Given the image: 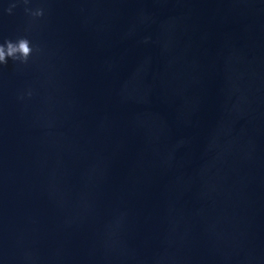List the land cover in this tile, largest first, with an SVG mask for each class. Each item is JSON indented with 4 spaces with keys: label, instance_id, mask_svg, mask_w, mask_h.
Instances as JSON below:
<instances>
[{
    "label": "water",
    "instance_id": "water-1",
    "mask_svg": "<svg viewBox=\"0 0 264 264\" xmlns=\"http://www.w3.org/2000/svg\"><path fill=\"white\" fill-rule=\"evenodd\" d=\"M21 37L0 264H264V0H0Z\"/></svg>",
    "mask_w": 264,
    "mask_h": 264
},
{
    "label": "clouds",
    "instance_id": "clouds-1",
    "mask_svg": "<svg viewBox=\"0 0 264 264\" xmlns=\"http://www.w3.org/2000/svg\"><path fill=\"white\" fill-rule=\"evenodd\" d=\"M24 3L27 4L28 0H24ZM11 8L9 7L6 11H10ZM24 11L33 17L42 15V9L39 6L33 9L25 7ZM33 47V45H30L29 40L23 37L17 38L16 40H4L0 43V65L5 64L8 59L21 63L25 62L32 52Z\"/></svg>",
    "mask_w": 264,
    "mask_h": 264
}]
</instances>
